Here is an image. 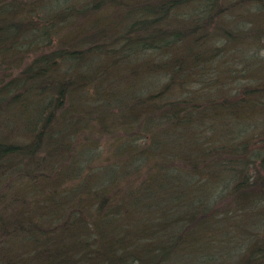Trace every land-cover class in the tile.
<instances>
[{"label":"trees","instance_id":"16d2710c","mask_svg":"<svg viewBox=\"0 0 264 264\" xmlns=\"http://www.w3.org/2000/svg\"><path fill=\"white\" fill-rule=\"evenodd\" d=\"M43 1L0 0V264H190V260L191 264H220L202 252L195 257L197 250L192 248L199 236L193 233L199 232V222L191 210L196 204L189 200L190 193L178 189L198 180L192 171L197 162L177 154L192 170L176 166L152 170L143 180L129 181V189L115 205L116 194L111 195L109 189L119 177L136 175L135 168L142 167L136 164L149 161L150 153L157 160L168 151L175 152L173 142L177 144L184 127L198 128L205 123L203 119L211 118H223L221 125L226 119L242 122L245 115L264 113V56L248 61L247 72L239 69L249 86L255 84L245 89L251 95L247 101L228 94L230 82L225 86L226 78L215 79L214 66L196 73L209 62L216 65L226 54L221 51L238 42V33L245 32V42L236 46L250 47L248 43L257 40L264 49V0L227 2L243 1L249 14L226 13V0H50L45 5ZM234 16L242 17L247 26L231 27L228 19ZM216 30L219 35L212 40ZM209 41L215 43L212 55L209 47L202 50ZM30 51L38 53L24 65L16 60ZM134 59L144 62L143 70L152 79L148 86L141 83L146 94H125L120 102L121 98L110 96L112 90L104 82L128 70L133 79L137 67L141 69L130 63ZM232 64L238 69L244 63ZM236 72L228 77L235 86ZM193 79L198 87L189 99L167 104L165 89L176 85L180 90ZM92 87L98 99L89 103L85 100L93 98L89 99L87 89ZM156 87L162 90L154 92ZM211 87L217 91H209ZM65 97L73 98L72 103L61 111ZM126 97L136 103L129 105ZM111 100L120 114L150 116L146 125L152 136L149 150L135 147V141L134 145L117 143L122 152L128 151V162L118 159L108 169L93 168L90 156L94 152L89 147L70 160L71 142L80 127L97 125ZM157 103L161 112L152 114ZM66 114L67 119L61 118ZM152 123L163 128L155 130ZM240 128L236 123L230 130ZM12 131L28 141H9ZM253 135L208 141L213 147H205L208 150L195 157H206L214 146L225 150L235 158L229 165V178L235 181L242 175L237 157ZM258 145L262 151L252 155L255 161L264 158V136ZM248 153L241 158L249 157ZM127 164L131 173L124 167ZM203 179L212 182L206 175ZM259 179L263 195H257L261 200L255 204L264 208V177ZM248 180H242L238 188L230 187L232 193L238 194ZM212 187L206 202H214L226 191L217 182ZM127 199L129 206L124 205ZM132 207L150 211L146 218L128 215L126 219L123 212ZM120 219L127 224L119 223ZM249 246V253L237 264H264V240Z\"/></svg>","mask_w":264,"mask_h":264},{"label":"rangeland","instance_id":"374dc122","mask_svg":"<svg viewBox=\"0 0 264 264\" xmlns=\"http://www.w3.org/2000/svg\"><path fill=\"white\" fill-rule=\"evenodd\" d=\"M49 1L50 0L43 1V4L45 5L46 2ZM228 1L230 0H226V13L231 10L232 13L249 14L246 6H244L243 1H238L236 5H228ZM228 22L231 27H235L237 24H244V26H242L243 28L247 26L245 25L246 21H244L240 16H234L232 19H228ZM242 30L247 31L246 29ZM244 33L241 32L237 34L236 40L238 42H245L243 35ZM238 42L231 43L229 48H226V54L222 59H220L219 62L217 61L216 65V62H209L204 66L203 69H198L196 73L203 74L214 66L215 71H212L211 74H215V79L219 80L221 78L222 80H225L221 72L226 69V81L224 83L226 86L227 82H230L228 87H226L228 94H231L232 92L234 95H231L237 101L241 99L243 101H247L251 98V95H247L245 89L253 88L255 84L249 86V80H246L247 78L244 76L243 79H241V84L236 82L237 86H235L233 81H229L227 70L228 68L233 67L232 63L243 62L244 64H240V67L238 68L247 72L250 67V63H248V61L254 60L253 58H256L255 60H257V56H264V49H261L262 45L257 40L249 42L248 44L250 47L242 45L241 47L243 49L239 46H236L238 45ZM262 44L264 45V37ZM221 52L224 53L225 50L223 49ZM37 53L38 52H31L28 56L26 55L24 58H16V60L22 61V65H24L26 59L29 56H35ZM211 60L214 59L212 58ZM137 61V59H134L132 65L139 64L141 69L146 67L143 61L140 63H137ZM0 67L3 68V66ZM120 72H122L123 75L118 76V79L111 77L110 81L104 82V87H108L109 90H112L110 96H113V98L117 96L121 98L120 102H122L121 100L125 97V95L123 96L122 94L128 95L129 93H135L133 95L136 97L140 94L147 93V90L145 89L146 87H143L141 82L139 84L132 82L130 75L131 72ZM167 81L168 80L166 79L165 83ZM143 82L146 83V86H148L151 80L145 79ZM134 85L136 86L132 88L131 86ZM112 86L116 87L115 90H113ZM177 87L178 86L175 85L165 89L166 91L168 90L169 95V102L166 100L167 104H175V101H184L187 100V98L189 99V93H192V91H194L198 86L195 79H193L182 89L179 87V90ZM142 88L145 89V92L142 90ZM211 88L208 90L217 91L215 87ZM158 90H162L161 87H156L154 92ZM87 91L89 99H93L85 101L89 103L95 102L98 99L97 97H94L97 91L93 87L88 88ZM196 97H198V95ZM222 98L225 99L226 94L223 95ZM72 99L73 98L69 97L63 98V106L61 111H63V108L66 107L69 102L72 103ZM126 101L129 105L136 103V100H134L133 97H126ZM110 103L111 105L108 106L107 113L102 114L101 121L97 125L94 124L95 126H93L89 125L90 123H88L87 125H84L82 129L81 127L80 130L78 129L79 132L77 135H75L73 142H71L73 143L71 145V149H69L68 158L70 160L72 159V155L79 154V152L82 150L85 151L89 147L88 149L91 152H94L90 156V158L93 159V168L98 170L103 166L108 169L115 162L118 163V159L123 162H128V151L122 152L123 150L120 149V145L117 143L127 142L134 145L132 142L135 141L137 142L135 147L140 146L143 148V146H145L146 149L149 150V144L152 136L149 132L150 128L146 127V125L149 123L147 120L150 119V116L148 117L147 114L137 116L127 113L120 114V111H118L119 107L115 104V101L111 100ZM158 103L156 104V107L153 108L155 109V113L152 114H159L161 112V107H157ZM160 104L162 105V102H160ZM238 114L241 113L238 112ZM68 115L66 114L61 118L65 120L68 118ZM245 116L246 118L242 122H237L231 119L233 121L232 122L230 119H226L224 125H221L223 118H211L207 121L203 119L202 121L205 123L198 128L192 125L188 126L187 128L182 126L185 130L180 128L181 130L179 131V136L177 137V144L176 142H173L175 143L173 147L175 152L168 151L167 153L169 154L164 159L161 157V159L157 160L154 158L157 157L156 154L153 153L152 156V153H150L151 159L149 161H146V163L145 161H140V163L136 164L142 166L140 168H135L137 171L136 175L134 174L131 178L119 177L118 179L112 181L113 183L110 187L111 189L109 190L111 191V195L114 193L116 194L113 205L118 203V201L124 197L123 193L127 192L129 189V181H140L143 176L148 174L150 171L153 170L154 172L160 168L161 171H164L165 167L176 166L178 169L187 168L192 170V167L186 163V161H188L187 158H191L192 161L197 162L195 169L192 171L196 172L199 178L196 182H192L188 186H184L182 184L179 185L178 189H180L182 192L190 193L189 200L191 201V198L194 199L192 201H194L196 204L191 210V213H194L196 215L195 217H198L199 222V232L193 233V235L199 236L197 240L200 241L197 243V240H195V248H192L197 250L196 253L193 252L195 253V257L197 258L198 253L202 252V255L211 257L208 259L217 261L220 264H237L243 260L245 254L249 253V245L253 243H260L264 240V227H261V225L264 223V208L257 206L258 204H255L257 199H259L258 203L261 200V198L257 195H263V188L262 185L259 184V177H264V158L260 157L261 159H258L257 161L252 158V155H254L256 152L262 151L260 150L261 146L258 145V141L261 140V136H264V113H255L253 115ZM59 122L60 124L63 123L61 121ZM234 122L241 124L240 129H232L234 132L238 131L236 133L230 130L231 126L236 125ZM243 123H247L248 125ZM246 126L250 127L249 130L245 133L240 132V130ZM151 127L155 130L158 129L159 131L160 128H163V125H160L159 128H157V126L152 123ZM247 133H253L254 135L253 138L247 140V144L249 145L243 149L244 153H241V155L237 157V160H239V164L237 165L238 171H241L242 175H239V177L234 176L237 177V179L235 178L236 180L234 179L235 181H231L229 178V165L232 159L235 158L226 155L225 150H217L219 147L214 146V148H212L214 151L208 152L206 157H195L205 150L207 151L208 149H205V147H213L212 145L208 144V141H211L210 143H212V141L219 140L220 137L224 138L225 141L226 137L228 138L227 141H232V139L243 138ZM8 140L18 142L19 140L28 141L23 137H18L15 131H12V133L9 134ZM164 143L166 142L164 141ZM236 152H238V150H236ZM246 153L250 154V156L241 158ZM118 154H121L120 158ZM177 154L180 156L183 155V159H186V161L180 159ZM40 156H42V154ZM132 156L135 157L134 154ZM148 156L149 155L147 154V157ZM165 160H168V162H164ZM241 160L244 161L241 162ZM256 164L258 166H256ZM124 167H126L131 173L129 164L124 165ZM242 171L245 172L243 173ZM117 173H119L118 170ZM123 175L125 176V173H123ZM205 175L212 182H206V180L203 179ZM244 179H249L248 184L244 187L242 186L238 194H233L230 187L233 186L238 188L241 184V181ZM222 181H224L225 187L222 185ZM216 182L220 187L226 188V191L214 202H206L207 197L212 193V186H214V183ZM192 201L191 203H193ZM253 204L254 207H252ZM124 205L129 206L128 199L125 201ZM146 209L132 207L130 210L123 212V216L126 219L128 215H131V217L137 216L143 219V217L146 218V214L148 215L150 211ZM122 221L124 220L120 219L119 223H125ZM192 249H190L191 252ZM190 251L186 252L190 253ZM164 264H174V262H165Z\"/></svg>","mask_w":264,"mask_h":264},{"label":"bare ground","instance_id":"6f19581e","mask_svg":"<svg viewBox=\"0 0 264 264\" xmlns=\"http://www.w3.org/2000/svg\"><path fill=\"white\" fill-rule=\"evenodd\" d=\"M168 32L171 33L170 31H168ZM213 32H214V34H213V37L214 38L212 40L215 39V36H218L219 35V33H218L219 31L216 30V31H213ZM214 44H215L214 41L213 42H210L209 41L208 43H206V45L202 46V50L204 48H208L209 47L207 49V52L209 51L208 53L210 55H212V54L215 53V50L214 49H210V48H212V46H214ZM130 63L131 64L133 63L132 60H131ZM127 65L128 66H131L130 64H127ZM233 70L237 71L236 72L237 77L239 75L238 78H233V80H235V82H239L240 83V79H243L244 75L241 74V72L239 71V68L238 69H235V68L232 67L231 69H228L227 70V76L229 77V74H231L233 72ZM128 71H130V70H128ZM221 73L223 74V77L226 78V69L223 70ZM121 74H123V73L121 72ZM150 78H151L150 75L146 71H144L143 69H140L139 67H137V73H136V75L133 76L132 82H134L135 84H139L140 82L142 83L145 79H150ZM122 95L124 96L125 94H122ZM192 182H195V181L192 180ZM192 182H190V183H192Z\"/></svg>","mask_w":264,"mask_h":264}]
</instances>
